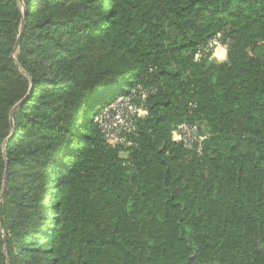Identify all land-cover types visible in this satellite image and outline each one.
I'll return each instance as SVG.
<instances>
[{
    "label": "trees",
    "instance_id": "obj_1",
    "mask_svg": "<svg viewBox=\"0 0 264 264\" xmlns=\"http://www.w3.org/2000/svg\"><path fill=\"white\" fill-rule=\"evenodd\" d=\"M0 264H264V0H0Z\"/></svg>",
    "mask_w": 264,
    "mask_h": 264
},
{
    "label": "built area",
    "instance_id": "obj_2",
    "mask_svg": "<svg viewBox=\"0 0 264 264\" xmlns=\"http://www.w3.org/2000/svg\"><path fill=\"white\" fill-rule=\"evenodd\" d=\"M217 46H223L221 35L214 36L206 45L195 54L194 60L199 59L208 50H211L209 59ZM141 89L140 87H138ZM145 92L142 91V98ZM146 114L142 106L134 105L129 97H119L112 104L104 107L94 121L97 123L104 140L113 146L131 147L134 145L133 137L137 135L136 120ZM173 140L182 142L184 147L193 150L197 154L201 153L202 141L206 138L205 133H201L198 125L182 122L172 131Z\"/></svg>",
    "mask_w": 264,
    "mask_h": 264
},
{
    "label": "rangeland",
    "instance_id": "obj_3",
    "mask_svg": "<svg viewBox=\"0 0 264 264\" xmlns=\"http://www.w3.org/2000/svg\"><path fill=\"white\" fill-rule=\"evenodd\" d=\"M219 50V51H218ZM223 52L224 56L221 57L220 53ZM224 57V58H223ZM212 60L214 61H218V62H222V61H226V48L223 46H217L214 50V52L212 53ZM102 107L99 106V108L96 111H99V109H101ZM96 117V116H95ZM122 155H125L124 153H121Z\"/></svg>",
    "mask_w": 264,
    "mask_h": 264
},
{
    "label": "water",
    "instance_id": "obj_4",
    "mask_svg": "<svg viewBox=\"0 0 264 264\" xmlns=\"http://www.w3.org/2000/svg\"><path fill=\"white\" fill-rule=\"evenodd\" d=\"M19 42H20V34H19V36H18V39H17L16 45H18ZM22 101H23V100H20V102H18V104H20ZM18 104H17V105H18ZM17 105H16V106H17ZM16 106H14L13 110L15 109Z\"/></svg>",
    "mask_w": 264,
    "mask_h": 264
},
{
    "label": "bare ground",
    "instance_id": "obj_5",
    "mask_svg": "<svg viewBox=\"0 0 264 264\" xmlns=\"http://www.w3.org/2000/svg\"><path fill=\"white\" fill-rule=\"evenodd\" d=\"M218 51H219V50H218ZM221 53H223V52H221ZM221 53H220V54H221Z\"/></svg>",
    "mask_w": 264,
    "mask_h": 264
}]
</instances>
